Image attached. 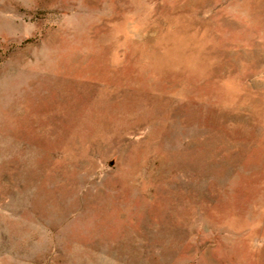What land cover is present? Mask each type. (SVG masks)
Returning <instances> with one entry per match:
<instances>
[{
    "label": "rangeland",
    "instance_id": "374dc122",
    "mask_svg": "<svg viewBox=\"0 0 264 264\" xmlns=\"http://www.w3.org/2000/svg\"><path fill=\"white\" fill-rule=\"evenodd\" d=\"M0 264H264V0H0Z\"/></svg>",
    "mask_w": 264,
    "mask_h": 264
}]
</instances>
